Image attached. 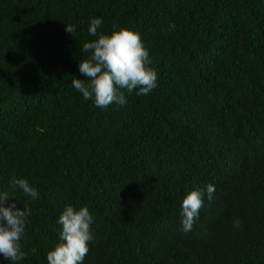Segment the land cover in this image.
<instances>
[{"label":"trees","instance_id":"16d2710c","mask_svg":"<svg viewBox=\"0 0 264 264\" xmlns=\"http://www.w3.org/2000/svg\"><path fill=\"white\" fill-rule=\"evenodd\" d=\"M122 28L157 87L97 107L71 84L82 45ZM13 177L39 196L14 193L27 255L0 264H48L68 205L93 216L83 264H264V0H0V191Z\"/></svg>","mask_w":264,"mask_h":264},{"label":"clouds","instance_id":"9594fccd","mask_svg":"<svg viewBox=\"0 0 264 264\" xmlns=\"http://www.w3.org/2000/svg\"><path fill=\"white\" fill-rule=\"evenodd\" d=\"M103 20L99 17L90 22L89 34L97 36V30ZM175 25H170V30ZM75 26L66 24L65 31L71 35ZM73 36V35H72ZM90 58L80 61L79 72L85 78L72 80V87L82 93L85 100H93L97 107L107 108L115 103L118 107L127 103L125 90L136 91L137 95H147L157 87V72L148 67L149 51L144 46L141 35L127 28L113 31L110 35L99 34L98 39L82 45ZM21 190L24 195L36 200L38 190L27 179L15 178L9 182V188L0 191V255L13 262L23 260L26 253L22 251L21 240L25 235L26 221L31 209L20 207L14 193ZM208 199L211 200L215 187L206 186ZM204 189L190 191L182 202V230L187 233L193 230L200 210L204 205ZM93 216L87 206L78 210L66 206L59 218L62 230L60 242L47 254L48 264H83L89 252V243L93 239L91 224ZM234 228H242L239 220L233 222ZM33 252L36 249H32Z\"/></svg>","mask_w":264,"mask_h":264}]
</instances>
